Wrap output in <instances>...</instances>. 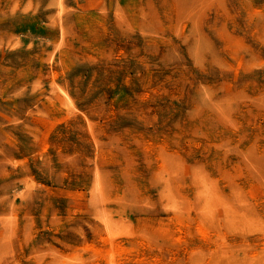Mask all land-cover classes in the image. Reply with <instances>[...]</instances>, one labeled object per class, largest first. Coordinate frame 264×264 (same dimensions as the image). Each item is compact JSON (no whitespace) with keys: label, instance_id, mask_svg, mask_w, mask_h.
<instances>
[{"label":"rangeland","instance_id":"rangeland-1","mask_svg":"<svg viewBox=\"0 0 264 264\" xmlns=\"http://www.w3.org/2000/svg\"><path fill=\"white\" fill-rule=\"evenodd\" d=\"M0 264H264V0H0Z\"/></svg>","mask_w":264,"mask_h":264},{"label":"bare ground","instance_id":"bare-ground-1","mask_svg":"<svg viewBox=\"0 0 264 264\" xmlns=\"http://www.w3.org/2000/svg\"><path fill=\"white\" fill-rule=\"evenodd\" d=\"M207 14V13H206ZM184 21V20H183ZM160 22V21H159ZM179 22V21H178ZM179 25V24H178ZM262 25V24H261ZM162 28V27H161ZM162 29H164V28H162ZM172 29V28H171ZM160 47V46H159ZM221 62V61H220ZM62 98L63 99H67L68 101H71V102H73V99H72V97H71V95H70V93L66 90L65 92H64V94H62ZM70 102V103H71ZM69 103V104H70ZM214 112V111H213ZM92 122V121H91ZM118 139V138H117ZM180 145V144H179ZM214 183V182H213ZM172 185V184H171ZM209 187V186H208ZM257 187V186H256ZM171 188V187H170ZM215 190V189H214ZM213 190V191H214ZM255 190V189H254ZM175 191V190H174ZM173 191V192H174ZM248 199H249V197H248ZM178 202V201H177ZM204 205V204H203ZM206 205V204H205ZM207 206H210V205H207ZM206 206V207H207ZM208 208V207H207ZM207 208H205L206 210H207ZM209 209V208H208ZM208 213V211L205 213V214H207ZM211 216H213V215H211ZM188 219H190V218H188ZM106 224V223H105ZM108 225H106V227H107ZM169 228V227H168ZM167 228V229H168ZM231 228V227H230ZM165 229V228H164ZM230 230V229H229ZM164 233H167V232H164ZM221 233V232H220ZM208 235H210V234H208ZM112 238V237H111ZM113 239V238H112ZM106 241H108V240H106ZM115 241V240H114ZM104 249V248H103ZM78 255V254H77Z\"/></svg>","mask_w":264,"mask_h":264}]
</instances>
